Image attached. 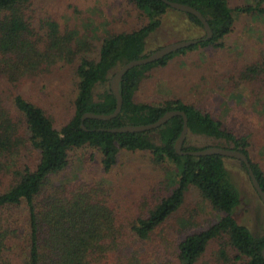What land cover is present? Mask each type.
<instances>
[{
  "label": "trees",
  "instance_id": "16d2710c",
  "mask_svg": "<svg viewBox=\"0 0 264 264\" xmlns=\"http://www.w3.org/2000/svg\"><path fill=\"white\" fill-rule=\"evenodd\" d=\"M37 1L0 0V264H198L210 242L222 238L226 240L218 253L220 260L231 259L230 246L236 259L264 264V233H253L235 216L241 192L231 178L226 157L177 151L182 115L148 131H110L128 124L152 123L169 110H182L188 117L187 137H211L224 141L225 145L218 146L244 152L264 189V170L253 160L247 136L181 100L157 106L135 99L146 74L175 55L198 48H225L223 41L234 30L235 13L264 16V0L236 8L229 0H171L200 10L213 36L206 39L204 33L197 44L133 67L120 82L121 112L110 120L84 121L87 112H114L117 99L110 84L112 72L149 55L148 38L173 8L164 0H130L147 22L103 37L98 57L92 58L87 53L93 43L79 40L78 31L62 30L58 21L43 16ZM186 15L205 32L197 16ZM66 66H72L76 74L74 113L58 129L46 109L27 97L22 87ZM248 73L249 69L242 72V79L249 78ZM87 147L101 154L106 173L114 169L121 151L149 152L155 166L171 168V193L154 194L140 204L139 215H125L124 205L115 200L106 179L60 177ZM203 148L207 147L183 145L182 150ZM191 185L224 215L207 229L185 235L174 248L162 246V240L153 238L180 211Z\"/></svg>",
  "mask_w": 264,
  "mask_h": 264
},
{
  "label": "rangeland",
  "instance_id": "374dc122",
  "mask_svg": "<svg viewBox=\"0 0 264 264\" xmlns=\"http://www.w3.org/2000/svg\"><path fill=\"white\" fill-rule=\"evenodd\" d=\"M258 0H229L232 8L255 4ZM43 16L59 22L62 30L78 31L79 40L93 43L88 46L90 57L97 58L101 39L110 33L127 32L147 22L145 14L130 0H38ZM235 26L224 38L225 48H198L175 55L166 65L149 71L135 94L138 102L164 105L167 101L190 103L224 126L248 137L250 154L264 170V16L235 13ZM205 32L188 20L186 12L170 9L159 29L147 40V53L182 40L198 39ZM83 42L81 44H85ZM249 69V78L241 73ZM118 70L115 69L112 76ZM76 74L66 66L53 75L35 83H27L22 91L43 106L60 129L74 113ZM184 146L210 147L225 145L211 137L190 135ZM93 154V159L91 155ZM233 182L241 192V204L235 212L238 221L255 234L264 233V203L253 187L248 171L240 160L225 158ZM171 168L155 166L149 152L121 151L118 163L110 173L102 169L101 154L97 149L85 148L72 161L71 167L60 177L106 179L113 187L117 202L124 205L125 215H139L140 204L156 196L171 193ZM224 213L217 210L191 185L185 202L177 213L160 228L153 239L162 246L174 248L185 235L207 229ZM226 239L213 240L198 264H246L247 259H236L230 246L231 259L220 260L219 250ZM152 243V242H150Z\"/></svg>",
  "mask_w": 264,
  "mask_h": 264
},
{
  "label": "water",
  "instance_id": "95a60500",
  "mask_svg": "<svg viewBox=\"0 0 264 264\" xmlns=\"http://www.w3.org/2000/svg\"><path fill=\"white\" fill-rule=\"evenodd\" d=\"M164 1L170 7L174 8L176 10L183 11V12L190 13V14L197 16L201 20V22L204 26L205 33H206V39H210L213 36V30L210 27L208 20L200 10H198L197 8H195L191 5L184 4L181 2H176V1H171V0H164ZM200 40L201 39L198 38V39H189V40H182V41H178V42H173V43L167 44V45L155 50L154 52L150 53L149 55H147L145 57L138 58L135 60H131V61L125 63L124 65H122L120 68H118V70L115 72V74L110 79L111 89H112V91H113V93L117 99V105H116L114 112H112L111 114H96L93 112H87L84 114L82 120L84 121L87 118L110 120V119L116 117L121 112L122 104H123V97L120 93V82L123 80V77L127 71H129L130 69H132L133 67H136V66H142V65H146V64L155 62V61L165 57L168 54H171L173 52H177L178 50H180L182 48H187V47H190L194 44H197V43H199ZM177 115L183 116V128H182L181 134H180L179 138L177 139V142L175 145L177 151L180 154H191V155H195V156L220 154V155H223L224 157H232V158H236V159L240 160L241 162H243L245 164L247 171H248V174L250 176V179L252 181V184H253L256 192L260 196L262 202L264 203V189L262 188L261 184L259 183V181L255 175V172L252 168V165H251L249 158L241 150L234 149V148L221 147V146H210V147L199 149V150H189V151L182 150L184 141H185L187 134H188V131H189L188 117H187L186 113L182 110H169L162 117H160L158 120H156L155 122H152V123L140 124V125L128 124V125H125L122 127L112 128V129H110V131H113V132L148 131V130H152V129H155V128H158V127L164 125L171 118H173L174 116H177ZM263 255H264V250H263Z\"/></svg>",
  "mask_w": 264,
  "mask_h": 264
}]
</instances>
